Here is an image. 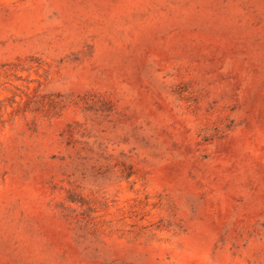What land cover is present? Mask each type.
Returning a JSON list of instances; mask_svg holds the SVG:
<instances>
[{
	"label": "rangeland",
	"instance_id": "rangeland-1",
	"mask_svg": "<svg viewBox=\"0 0 264 264\" xmlns=\"http://www.w3.org/2000/svg\"><path fill=\"white\" fill-rule=\"evenodd\" d=\"M0 264H264V0H0Z\"/></svg>",
	"mask_w": 264,
	"mask_h": 264
}]
</instances>
